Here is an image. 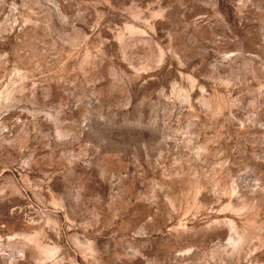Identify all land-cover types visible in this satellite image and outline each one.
<instances>
[{"label": "rangeland", "instance_id": "374dc122", "mask_svg": "<svg viewBox=\"0 0 264 264\" xmlns=\"http://www.w3.org/2000/svg\"><path fill=\"white\" fill-rule=\"evenodd\" d=\"M0 264H264V0H0Z\"/></svg>", "mask_w": 264, "mask_h": 264}]
</instances>
